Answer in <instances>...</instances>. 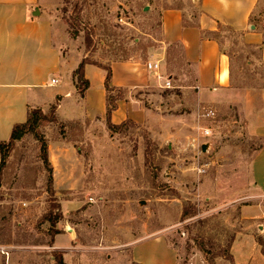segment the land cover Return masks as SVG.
Listing matches in <instances>:
<instances>
[{
    "label": "rangeland",
    "instance_id": "rangeland-1",
    "mask_svg": "<svg viewBox=\"0 0 264 264\" xmlns=\"http://www.w3.org/2000/svg\"><path fill=\"white\" fill-rule=\"evenodd\" d=\"M167 7L186 9V19L200 14L193 0H61L60 10L74 24L87 59L107 66L146 53ZM252 22L264 33V0ZM217 34L231 59L233 85L263 95V45L227 28ZM216 109L219 134L203 151L192 145L197 115H187L192 126L175 142L160 143L130 122L109 129L97 121H52L51 107L45 112L50 120L16 142L0 171V264H57L58 256L65 264H137L131 245L158 236L177 250L179 264L233 262L236 232L249 224L241 205L264 202L249 183L263 142L245 133L237 106ZM58 142L70 160L80 161L58 175L60 187L71 183V189L49 182L53 168L46 156L56 143L52 153L59 159ZM246 182L250 191L239 193L237 185ZM50 217L59 219L52 224ZM65 233L72 240L60 246Z\"/></svg>",
    "mask_w": 264,
    "mask_h": 264
},
{
    "label": "crops",
    "instance_id": "crops-1",
    "mask_svg": "<svg viewBox=\"0 0 264 264\" xmlns=\"http://www.w3.org/2000/svg\"><path fill=\"white\" fill-rule=\"evenodd\" d=\"M193 3L200 11L196 20L186 19L190 16L184 8L162 9L156 43L146 53L107 65L112 71L110 93L107 69L87 63L84 78L89 85L82 94L76 70L89 54L80 37L71 35L70 24L60 10L61 0H0V141L10 139L15 124L27 121L30 108L46 112L56 105L57 117L66 122L97 121L108 127V119L114 125L131 121L164 143L175 142L188 132L192 121L186 122L187 115H197L203 106H237L245 133L263 142L253 156L249 183L264 194V94L255 96L250 89L233 85L230 56L211 38L222 22L244 32L248 43L262 44L264 58V33L251 23L260 0ZM176 55L178 64L174 62ZM148 62H159L160 70L149 69ZM187 76L190 82H185ZM166 80L172 88L165 86ZM111 93L118 99L108 117ZM57 144L62 148L58 160L52 153L56 143L49 144L55 188L71 189V183L60 187L58 175L60 170L67 175L72 164L78 166L77 159L72 156L70 160L66 145ZM236 189L239 193L249 190L247 182ZM240 216L249 224L236 232L230 264H264L259 243V237L264 236V202L242 204ZM57 240L62 246L72 237L65 233ZM131 258L137 264H179L177 250L162 236L134 242Z\"/></svg>",
    "mask_w": 264,
    "mask_h": 264
},
{
    "label": "trees",
    "instance_id": "trees-1",
    "mask_svg": "<svg viewBox=\"0 0 264 264\" xmlns=\"http://www.w3.org/2000/svg\"><path fill=\"white\" fill-rule=\"evenodd\" d=\"M167 8H169V7H167ZM252 18H253V16L251 17V23H253L252 22ZM68 22H69L70 27H71V35L74 38H77V36L79 35L78 32L75 31V30H72V27H74V24L72 23L71 20H68ZM222 28H227V29H230V30H234L236 32H241V31L235 30L234 28H232L229 25H226V24H224L222 22H218V30L214 31L211 34V38L217 40L219 43H220V40H219V37H218L217 33L219 31H221ZM241 33L244 34V32H241ZM263 44H264V42H263ZM149 46H151V45H149ZM227 55H229V54H227ZM87 63L97 64V65H100V66L104 67L105 69H107L108 73H107V77H106V88H107L108 92L110 93L113 90V88L110 87V80H111V75H112V71H111L110 67H107V66L102 65V64H98L95 61H90L87 58L83 59V61L79 65L78 69L76 70V75H77V79H78V88H79L80 92L83 94L85 89L89 85L88 81L85 80V78H84V67H85V65ZM231 73H232V67H231ZM117 99L118 98L115 97V96H111V95L108 96V117H110L112 111L116 108V106H117L116 100ZM51 111H52V117H51L52 121H60L62 124H65V125L66 124L68 125L70 123L71 124H76V125H80L81 124L80 121L66 122V121L60 120L57 117V115H56V105L52 106V110ZM45 120H50V119H49V116L46 115L45 112L41 108H30L27 121L24 122V123H18V124L14 125L10 139L7 140V141H0V153H1L0 171L5 166V164L7 162V158L9 156V153H10L11 149L15 146L16 142L21 140L23 138V136L25 134H27L28 132L34 131L35 128L38 127L40 124H42V122L45 121ZM87 122H90V121L87 120ZM129 122L133 123L131 121H128V122H125V123H129ZM125 123H123V124H125ZM123 124H121V125H123ZM121 125H114L108 119V127H109V129L118 128ZM46 159H47V162L49 163V160H48L47 156H46ZM51 172H52V169H51ZM49 182L50 183L53 182V174L50 175ZM185 214H186V212H184V215ZM58 219H59L58 217H50L49 218V220L52 222V224H55L58 221ZM259 243L262 246H264V242H262L260 240V238H259ZM231 259L233 260L232 255H231ZM57 264H65V262L63 261L61 256H58Z\"/></svg>",
    "mask_w": 264,
    "mask_h": 264
},
{
    "label": "built area",
    "instance_id": "built-area-1",
    "mask_svg": "<svg viewBox=\"0 0 264 264\" xmlns=\"http://www.w3.org/2000/svg\"><path fill=\"white\" fill-rule=\"evenodd\" d=\"M119 20L122 21L123 19L120 18ZM147 67L156 71H159L161 68L159 62H148ZM157 76L162 78V74H158ZM165 86L168 88L173 87L170 80H166ZM218 122L221 123V120H219L218 110L213 106H203L197 114V121L193 127L195 134H193L192 145L194 147L199 146L202 149L204 145H207V149H209L210 147L208 145L211 141H216L215 139L219 134V131H217V127L220 128Z\"/></svg>",
    "mask_w": 264,
    "mask_h": 264
},
{
    "label": "water",
    "instance_id": "water-1",
    "mask_svg": "<svg viewBox=\"0 0 264 264\" xmlns=\"http://www.w3.org/2000/svg\"><path fill=\"white\" fill-rule=\"evenodd\" d=\"M207 150V145H204L203 146V151H206Z\"/></svg>",
    "mask_w": 264,
    "mask_h": 264
}]
</instances>
